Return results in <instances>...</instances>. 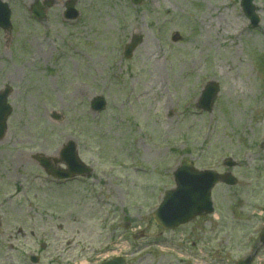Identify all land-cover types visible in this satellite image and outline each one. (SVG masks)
Here are the masks:
<instances>
[{
    "label": "rangeland",
    "instance_id": "374dc122",
    "mask_svg": "<svg viewBox=\"0 0 264 264\" xmlns=\"http://www.w3.org/2000/svg\"><path fill=\"white\" fill-rule=\"evenodd\" d=\"M2 1L11 28L0 29V90L10 87L12 110L0 139V264H31L30 254L39 264L243 256L264 209V0L255 28L239 0H75L71 21L68 0H39L52 2L40 22L36 0ZM133 34L142 41L125 58ZM212 82L219 91L202 111ZM97 95L102 111L90 110ZM67 139L92 173L54 184L34 156L55 155ZM184 160L237 183L215 186L214 215L162 230L152 214Z\"/></svg>",
    "mask_w": 264,
    "mask_h": 264
},
{
    "label": "water",
    "instance_id": "95a60500",
    "mask_svg": "<svg viewBox=\"0 0 264 264\" xmlns=\"http://www.w3.org/2000/svg\"><path fill=\"white\" fill-rule=\"evenodd\" d=\"M138 3L140 0H134ZM51 4L50 2H46L44 7H49ZM73 6V2L70 1L66 4L67 11L70 12ZM241 6L245 15L250 19L252 25H257L259 23V17L255 13V6L253 4V0H241ZM43 6L39 5L38 3L32 7L34 15L38 18L44 17V12L42 11ZM74 14L73 16H75ZM0 27H3L5 30L10 28L9 22V9L6 3H3L0 0ZM141 36L136 35L134 36L131 41L126 45L125 48V56L129 57L135 47L140 43ZM218 91L217 84H210L206 92L203 94L200 100V107L206 110H211V104L213 101V97L216 95ZM8 90L5 89L4 91L0 92V138L3 136L6 130V119L11 112L10 106L7 104V94ZM94 108L99 109L103 107L104 101L101 97H97L94 100ZM61 156L63 162H65L68 168L66 170H57L53 168L49 162L48 158L42 156L41 161L45 165L46 169L51 172L55 177L58 178H67L72 177L75 174H85L89 175L91 172L90 168L85 167V165L79 160L75 151V143L73 141H68L61 151ZM188 165V164H187ZM186 165V167H187ZM184 167V168H186ZM179 170L175 173V178L177 182H181V175L178 173ZM193 176H195L194 181L197 178L200 180H206L207 185H197L191 184V190L184 187L178 186L174 190L167 191L164 197V200L158 210L153 214L154 219L158 224H160L164 228H172L176 227L179 223H183L189 220L191 217L195 216L196 214L205 213L208 210L210 211V202H209V190L210 187L217 181L218 177L213 173L207 172H200L195 173L193 172ZM186 193V195L190 194V199H185L181 201V193ZM207 203V206L204 207L203 204ZM103 264H125L122 258H116L114 260L105 262ZM240 264H244L241 262Z\"/></svg>",
    "mask_w": 264,
    "mask_h": 264
},
{
    "label": "flooded vegetation",
    "instance_id": "af4514ba",
    "mask_svg": "<svg viewBox=\"0 0 264 264\" xmlns=\"http://www.w3.org/2000/svg\"><path fill=\"white\" fill-rule=\"evenodd\" d=\"M263 211H264V210H263ZM263 213H264V212H263ZM204 217H205V216H201V217H199V218H204ZM196 219H198V218H196ZM196 219H195V220H196ZM239 223H240V222H239ZM263 223H264V221H262V222L260 223V225H259V229H258V230H255L256 226L258 225V223H257V219H256V222H255L253 225H251V229H252L253 231H255V242H254V246H256L257 238H258L260 232L262 231ZM248 232H249V231H248ZM258 254H260V255L262 256L261 261H260L259 264H264V246L261 247V248L258 250Z\"/></svg>",
    "mask_w": 264,
    "mask_h": 264
}]
</instances>
